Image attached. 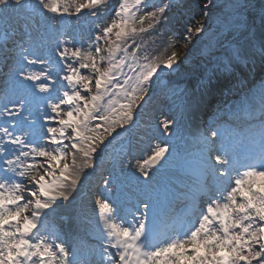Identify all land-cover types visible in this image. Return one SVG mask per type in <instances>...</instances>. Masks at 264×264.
Instances as JSON below:
<instances>
[{
  "label": "snow or ice",
  "instance_id": "snow-or-ice-1",
  "mask_svg": "<svg viewBox=\"0 0 264 264\" xmlns=\"http://www.w3.org/2000/svg\"><path fill=\"white\" fill-rule=\"evenodd\" d=\"M173 6L188 5L0 0V264H264V83L218 102L194 150L185 119L214 81L227 96L264 71V0L226 5L235 38L195 96L164 79L183 59L145 40L166 39ZM209 7L204 23L176 21L185 47ZM165 89L179 119L148 112ZM141 129L156 142L136 155Z\"/></svg>",
  "mask_w": 264,
  "mask_h": 264
},
{
  "label": "rangeland",
  "instance_id": "rangeland-1",
  "mask_svg": "<svg viewBox=\"0 0 264 264\" xmlns=\"http://www.w3.org/2000/svg\"><path fill=\"white\" fill-rule=\"evenodd\" d=\"M161 2L162 0H153V3L156 4H159ZM203 2L204 0H185L186 5L188 6L184 8H178L176 6H173L169 10L168 23L162 26L161 28V31L166 33L165 40H157L155 45H153L152 41L145 37V40L147 41V47L150 51L154 48L155 53L157 55H167L170 54L172 51H175L177 53V58L183 59V63L180 65L177 72H174L175 78L173 79H175V81L173 83L175 85H178L180 89H186L190 95L194 96L199 95L198 89L200 88L201 81L207 79V72L213 67V62L217 58L221 57L223 48L228 47V45L235 38L228 37V39L230 38L229 40H232L227 43L225 41L228 39L223 41L221 40V36L220 38H218V41L216 40V38L219 37V33L224 31V27H227L229 24L228 19L230 17V14L229 11H227L221 17H219V19L216 20V23H210L209 20H207V17L206 31L199 38L193 36L192 43L189 44L187 47L184 46L182 35L185 33L183 31V28L179 27L176 24V21L180 19L181 23L186 24L187 26H193L195 24L204 23L205 18L201 11ZM216 2L217 0H214V3ZM112 3L113 5H115L117 3V0H112ZM173 4H176V0H173ZM216 7H209L207 11L209 12ZM193 16H195V19H192ZM219 22L221 23V25L219 24ZM206 32L207 34H210L209 38H211L212 35H216L215 40L213 39L216 45L210 48V51H208V53L204 56L202 52H199L200 48L203 47L207 43V41H212L211 39H208V35L206 34ZM170 44L175 46L167 47V45ZM221 44H223V48L221 47ZM186 55L187 58L184 59ZM257 78L264 79V71H261L260 68H256L252 76L241 75L239 82H233L234 87L227 96L222 93L221 89L216 85V82L214 81L213 85L210 88L211 94L207 97V102L202 104L196 110L194 116L189 117L186 115V122L188 120L194 119V123L200 125L201 128L204 129L205 125L212 120V116L214 115V111L218 102L226 100L228 106H230L231 102H228V99H230L231 97L235 100L239 97H246L249 93L254 92L257 87L264 83V80H262L257 85L252 87L254 85V82H256ZM164 79L165 82H167L169 76H165ZM234 103L236 104V102ZM178 104L179 101H175L174 104L173 101L168 98L167 89H165L164 93L155 96L150 102L148 106V112L150 115L155 114L157 116L160 115L161 112L169 116L176 115L179 119V113L176 108V105ZM155 142L156 141L153 138L151 132L147 131V129H141L138 137V142L135 144L134 147L135 154L141 155L144 150H149L150 145L154 144ZM85 192L87 191L85 190ZM69 243L70 245L76 244V241L73 243L69 241Z\"/></svg>",
  "mask_w": 264,
  "mask_h": 264
},
{
  "label": "bare ground",
  "instance_id": "bare-ground-1",
  "mask_svg": "<svg viewBox=\"0 0 264 264\" xmlns=\"http://www.w3.org/2000/svg\"><path fill=\"white\" fill-rule=\"evenodd\" d=\"M258 91H259V90H256L253 94L258 93ZM253 94H252V95H253ZM252 95H251V96H252ZM251 96H250V97H251ZM243 101H244V100H242V101L240 102V104H241ZM238 104H239V103H236L234 106H238ZM232 107H233V106H232ZM205 112H206V111H205ZM201 131H202V129H201L200 125L197 126V124L194 123V119H191V120H188V121H187L186 139H187V141H188V145H189L190 149L194 150V148H195V141H196V138H197V137H195V136H197V134L200 133ZM147 151H148V150L144 151L143 153H141V155L146 154ZM94 187H95V186L93 185V188H94ZM87 197H88V194H87V192H85L83 195H81L80 197H78V200H77L76 202H74L73 205H70V206H69L68 208H66V209L62 208V209L59 210V212L64 216V221H65V222H67L68 217H69L70 215H72V214L77 210V207H78V205H79V202H80L81 200H85V199H87ZM88 207H89V210H90V209H91V203H90V201H89ZM81 237H82V236H81ZM88 240L91 241V242H87V243H89V244L93 243V241H94V240H92V239H90V238H88Z\"/></svg>",
  "mask_w": 264,
  "mask_h": 264
},
{
  "label": "trees",
  "instance_id": "trees-1",
  "mask_svg": "<svg viewBox=\"0 0 264 264\" xmlns=\"http://www.w3.org/2000/svg\"><path fill=\"white\" fill-rule=\"evenodd\" d=\"M231 2V0H217V14L215 15V17H218V14L219 13H222V12H224L225 11V9H228L227 7H226V5L228 4V3H230ZM211 23V22H210ZM227 33H230V29H229V31L227 32Z\"/></svg>",
  "mask_w": 264,
  "mask_h": 264
}]
</instances>
